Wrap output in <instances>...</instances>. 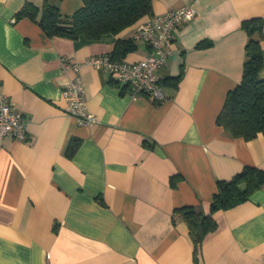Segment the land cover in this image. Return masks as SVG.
Returning <instances> with one entry per match:
<instances>
[{"label":"crops","instance_id":"crops-1","mask_svg":"<svg viewBox=\"0 0 264 264\" xmlns=\"http://www.w3.org/2000/svg\"><path fill=\"white\" fill-rule=\"evenodd\" d=\"M25 2L43 0H0V92L26 124L24 137L7 135L0 147V264H264V183L211 213L216 227L198 244L172 215L180 206L209 213L218 180L246 165L264 170V135L233 137L215 121L246 60L241 22L264 18V0H152L151 14L186 4L195 11L178 24L158 71L161 102L122 91L105 68L85 63L134 26L95 40L49 37L14 19ZM53 3L67 15L81 6ZM254 39L264 56V27ZM147 54L137 41L122 59ZM75 73L91 125L65 111L62 89ZM72 138L80 142L67 156Z\"/></svg>","mask_w":264,"mask_h":264},{"label":"trees","instance_id":"trees-1","mask_svg":"<svg viewBox=\"0 0 264 264\" xmlns=\"http://www.w3.org/2000/svg\"><path fill=\"white\" fill-rule=\"evenodd\" d=\"M151 12L152 0H81V6L67 15L59 11L53 0H43L41 6L25 2L15 12L14 19H30L49 37L77 39L83 36L88 40H95L103 34H118L130 26H134V30ZM241 27L248 37L241 79L226 93L215 121L230 136L249 140L258 134L264 135V78L259 76L264 56L258 39H254V34L261 35L264 18L244 19ZM207 45L208 41L198 43L199 47ZM135 48L136 42L132 35L120 37L116 39L109 54L112 59H122ZM174 80L176 82L178 78ZM125 88L126 86H122V91ZM79 142L77 138L71 139L66 148L67 156L73 155ZM175 179L176 176L171 177V183ZM262 183L264 170L243 166L229 179L217 181L216 191L209 202V213L193 206H180L173 209V218L186 223L193 242L198 244L216 227L211 213L236 206L258 190ZM240 185L244 188L241 189Z\"/></svg>","mask_w":264,"mask_h":264},{"label":"built area","instance_id":"built-area-1","mask_svg":"<svg viewBox=\"0 0 264 264\" xmlns=\"http://www.w3.org/2000/svg\"><path fill=\"white\" fill-rule=\"evenodd\" d=\"M195 11L190 4L161 14H150L136 27L132 38L142 42L148 48V54L137 61L112 59L109 53L91 56L85 63L105 68L117 85L129 86L135 94L144 95L153 102H161L167 98L161 87L159 69L164 65L172 51L175 29L182 21L190 20ZM64 70L78 71V64L61 61ZM66 100L65 111L77 122L91 125L96 116L86 107L83 95V83L78 74L68 81L62 89ZM26 134V124L22 114L13 108L12 102L0 92V147L7 135L22 138Z\"/></svg>","mask_w":264,"mask_h":264}]
</instances>
